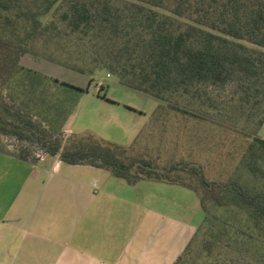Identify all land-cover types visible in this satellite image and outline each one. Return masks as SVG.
I'll return each mask as SVG.
<instances>
[{"label": "trees", "instance_id": "16d2710c", "mask_svg": "<svg viewBox=\"0 0 264 264\" xmlns=\"http://www.w3.org/2000/svg\"><path fill=\"white\" fill-rule=\"evenodd\" d=\"M25 55L86 75L88 85L104 71L158 105L128 146L90 134L65 143L28 114L46 76L25 70L11 88L27 97L25 113L4 103L2 92L22 71ZM57 84L69 97L68 118L74 92L88 87ZM0 108V135L36 143L41 155L107 170L128 185L160 182L195 193L207 226L194 257L200 228L173 264H264V139L257 136L264 124V0H0ZM170 113L223 117L216 126L226 127L221 131L231 141L234 134L251 137L238 145L240 163L261 186L209 180L200 164L177 152L162 165L159 156L138 149L145 128L164 127ZM230 251L235 259L223 257Z\"/></svg>", "mask_w": 264, "mask_h": 264}, {"label": "crops", "instance_id": "0c3cea01", "mask_svg": "<svg viewBox=\"0 0 264 264\" xmlns=\"http://www.w3.org/2000/svg\"><path fill=\"white\" fill-rule=\"evenodd\" d=\"M146 183L160 182L128 185L104 169L0 148V264H173L184 249Z\"/></svg>", "mask_w": 264, "mask_h": 264}, {"label": "rangeland", "instance_id": "374dc122", "mask_svg": "<svg viewBox=\"0 0 264 264\" xmlns=\"http://www.w3.org/2000/svg\"><path fill=\"white\" fill-rule=\"evenodd\" d=\"M22 71L16 74L11 87L2 92L4 103L14 110L21 109V101L27 97L19 90L11 88L23 81L25 70L37 71L46 76L37 88L39 99L37 104L29 103L31 111L28 113L41 127L65 143L76 135L90 134L93 137L108 143L121 146L130 145L139 132L145 127L148 119L158 105V101L122 86L118 80L101 71L94 76L93 82L88 85L89 78L46 60H36L25 55L20 62ZM67 82L74 86L88 90L74 92V106L70 117L66 118V107L69 97L66 90L61 88L57 81ZM27 83V81H24ZM29 98V97H28ZM1 113V108H0ZM6 119L15 120L6 115ZM223 117L207 116L195 119L187 115L170 113L163 118L164 127L159 124L153 129L145 128L144 134L137 145L141 151L149 152L153 157L159 156L160 164L176 153V157L183 156L184 160L200 164L209 180H226L237 178L242 182L252 183L260 187L262 182L253 180L240 163L241 141H250L234 134V139L224 133V128H218ZM257 136L264 139V124L258 130ZM0 148L10 154L25 153L30 158L41 155L40 147L36 143L17 141L11 136L0 135ZM187 158V159H186ZM146 194L161 199L160 222L162 226L172 228V242L175 238L180 253L184 248V241L189 230L200 228L199 234L193 242V257L196 248L202 240V232L207 226L199 199L190 190L178 186H169L160 183H146ZM220 215V214H219ZM178 253V254H179ZM236 253L228 252L223 257L235 259ZM190 264H193L191 262ZM235 264H245L242 259Z\"/></svg>", "mask_w": 264, "mask_h": 264}, {"label": "built area", "instance_id": "2783aa9c", "mask_svg": "<svg viewBox=\"0 0 264 264\" xmlns=\"http://www.w3.org/2000/svg\"><path fill=\"white\" fill-rule=\"evenodd\" d=\"M41 155L37 154L36 157L39 158Z\"/></svg>", "mask_w": 264, "mask_h": 264}]
</instances>
